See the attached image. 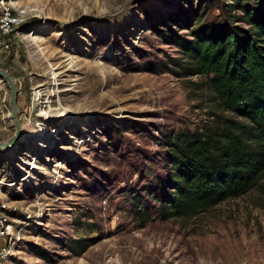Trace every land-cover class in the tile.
<instances>
[{
    "label": "rangeland",
    "instance_id": "rangeland-1",
    "mask_svg": "<svg viewBox=\"0 0 264 264\" xmlns=\"http://www.w3.org/2000/svg\"><path fill=\"white\" fill-rule=\"evenodd\" d=\"M4 2L25 20L0 67L35 134L0 150L15 228L3 264H264V176L196 215L163 219L155 198L170 175L167 141L230 115L203 76L175 72L173 38L190 35L196 11L201 24L235 21L232 0ZM10 111L6 84L0 142L15 133Z\"/></svg>",
    "mask_w": 264,
    "mask_h": 264
},
{
    "label": "trees",
    "instance_id": "trees-1",
    "mask_svg": "<svg viewBox=\"0 0 264 264\" xmlns=\"http://www.w3.org/2000/svg\"><path fill=\"white\" fill-rule=\"evenodd\" d=\"M231 6L239 12L235 21L201 24L196 11L190 35L173 38L182 53L171 59L175 72L203 76L204 87L230 115L167 141L170 175L159 181L167 187L155 196L163 219L242 196L264 176V0H232ZM148 213L137 210L143 220Z\"/></svg>",
    "mask_w": 264,
    "mask_h": 264
},
{
    "label": "built area",
    "instance_id": "built-area-1",
    "mask_svg": "<svg viewBox=\"0 0 264 264\" xmlns=\"http://www.w3.org/2000/svg\"><path fill=\"white\" fill-rule=\"evenodd\" d=\"M24 20V13L15 12L12 6L3 0L0 8V50L2 52L10 51L14 37L18 33V27ZM4 87L6 88V84L0 79V90ZM9 211V202L0 198V264H3L13 253L11 242L15 228Z\"/></svg>",
    "mask_w": 264,
    "mask_h": 264
},
{
    "label": "water",
    "instance_id": "water-1",
    "mask_svg": "<svg viewBox=\"0 0 264 264\" xmlns=\"http://www.w3.org/2000/svg\"><path fill=\"white\" fill-rule=\"evenodd\" d=\"M0 79H2L10 90V117L15 127V133L7 140L0 142V150L12 148L22 136V124L20 121L19 89L14 75L6 68L0 67Z\"/></svg>",
    "mask_w": 264,
    "mask_h": 264
},
{
    "label": "bare ground",
    "instance_id": "bare-ground-1",
    "mask_svg": "<svg viewBox=\"0 0 264 264\" xmlns=\"http://www.w3.org/2000/svg\"><path fill=\"white\" fill-rule=\"evenodd\" d=\"M21 13H25V12L23 11V12H21ZM58 90H59V89H58ZM59 116H61V117H65V119H66V116H68V115H67V113L64 112V113H62V114H59ZM65 122H66V121H65ZM45 130H46V129L43 128V127L40 129V131H42V132H44ZM56 131H57V130H56ZM34 134H35L34 126H28L27 128L22 129V136H21V137L23 138L25 135H26V136H27V135H29V136H32V135H33V136H34ZM44 134H45V133H43L42 136L39 135L38 138H39V137H40V138H41V137H42V138H45V135H44ZM41 141H42V140H41ZM41 141H38V143L36 142L35 145H37L38 147L41 146V145H43L44 147H45V146H46V147L48 146V143H46L47 141H46V142H43V141L41 142ZM45 144H46V145H45ZM46 147H45V148H46Z\"/></svg>",
    "mask_w": 264,
    "mask_h": 264
}]
</instances>
